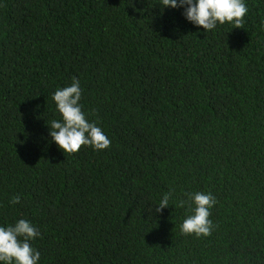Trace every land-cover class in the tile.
<instances>
[{
	"label": "trees",
	"instance_id": "1",
	"mask_svg": "<svg viewBox=\"0 0 264 264\" xmlns=\"http://www.w3.org/2000/svg\"><path fill=\"white\" fill-rule=\"evenodd\" d=\"M244 3L206 32L162 0H0V226L31 222L38 264H264V0ZM73 77L106 149L49 135ZM194 192L209 236L180 230Z\"/></svg>",
	"mask_w": 264,
	"mask_h": 264
},
{
	"label": "clouds",
	"instance_id": "2",
	"mask_svg": "<svg viewBox=\"0 0 264 264\" xmlns=\"http://www.w3.org/2000/svg\"><path fill=\"white\" fill-rule=\"evenodd\" d=\"M163 7H184V16L207 32L225 22L233 27L243 28V17L248 12L244 0H162ZM264 29V22L261 24ZM62 119L52 120L49 135L65 153H75L81 146H91L103 150L111 145L110 139L95 122H89L79 101L81 99L80 82L72 78L70 86L58 88L52 96ZM188 201L180 200L178 206L184 207L189 201L190 213L183 220L180 230L185 235L197 237L211 235L214 228L209 219L210 209L216 204V198L209 192L186 193ZM172 191L165 193L154 208L157 213L169 206ZM20 202V196H14L11 203ZM39 230L25 219L15 224L0 226V261L5 264H38L40 252L34 249L30 241L40 236Z\"/></svg>",
	"mask_w": 264,
	"mask_h": 264
}]
</instances>
